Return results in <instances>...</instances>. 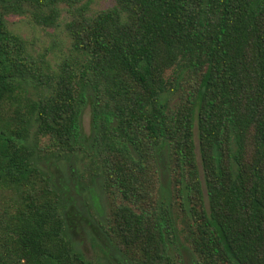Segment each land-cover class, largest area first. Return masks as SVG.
<instances>
[{"label": "trees", "instance_id": "1", "mask_svg": "<svg viewBox=\"0 0 264 264\" xmlns=\"http://www.w3.org/2000/svg\"><path fill=\"white\" fill-rule=\"evenodd\" d=\"M64 11L55 65L9 27ZM81 151L121 262L264 264V0H0V264H102L44 164Z\"/></svg>", "mask_w": 264, "mask_h": 264}, {"label": "rangeland", "instance_id": "2", "mask_svg": "<svg viewBox=\"0 0 264 264\" xmlns=\"http://www.w3.org/2000/svg\"><path fill=\"white\" fill-rule=\"evenodd\" d=\"M113 4L114 0H91V10L104 9ZM68 18V13L64 11L61 25L58 27L38 25L27 15H12L8 23L11 30L29 40L30 47L35 55L46 54L51 64L55 65L62 56L68 54L70 39L65 29V23ZM90 122L91 112L88 107L83 114V128L87 136L90 135ZM42 145H44V142ZM85 156H87L86 153L81 151L78 153V158L74 160L47 157L45 159L46 163H44L47 166H44L53 173L55 178L62 182L64 187L67 186L69 195L74 199L75 210H78L83 218H88V224L92 220L90 218L92 213L100 221L105 222L106 200L101 196L97 185L92 188L86 187L89 182L87 183V181L82 179L83 175L88 176V169L85 166L89 160ZM87 223L83 220L79 221V226L82 229L79 248L85 251L86 256L96 262L100 261L102 264H125V262H121L116 258V253L113 251L110 243L100 239L102 228L96 226L94 221L89 225Z\"/></svg>", "mask_w": 264, "mask_h": 264}]
</instances>
